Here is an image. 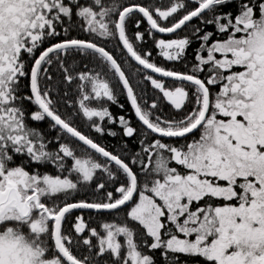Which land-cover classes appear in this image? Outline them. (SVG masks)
Listing matches in <instances>:
<instances>
[{
  "label": "snow or ice",
  "instance_id": "obj_1",
  "mask_svg": "<svg viewBox=\"0 0 264 264\" xmlns=\"http://www.w3.org/2000/svg\"><path fill=\"white\" fill-rule=\"evenodd\" d=\"M0 264H264V0H0Z\"/></svg>",
  "mask_w": 264,
  "mask_h": 264
},
{
  "label": "trees",
  "instance_id": "obj_2",
  "mask_svg": "<svg viewBox=\"0 0 264 264\" xmlns=\"http://www.w3.org/2000/svg\"><path fill=\"white\" fill-rule=\"evenodd\" d=\"M195 22V21H193ZM120 103H124V100L123 98H120ZM111 111L114 113V114H118L120 113L121 111H123L124 113H127V107H125V109L121 110L119 109L116 105H111ZM129 143H132V141H129Z\"/></svg>",
  "mask_w": 264,
  "mask_h": 264
}]
</instances>
